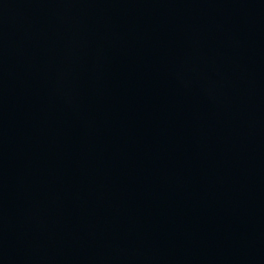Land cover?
Masks as SVG:
<instances>
[{"label":"water","instance_id":"95a60500","mask_svg":"<svg viewBox=\"0 0 264 264\" xmlns=\"http://www.w3.org/2000/svg\"><path fill=\"white\" fill-rule=\"evenodd\" d=\"M0 264H264V0H0Z\"/></svg>","mask_w":264,"mask_h":264}]
</instances>
